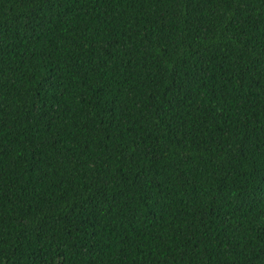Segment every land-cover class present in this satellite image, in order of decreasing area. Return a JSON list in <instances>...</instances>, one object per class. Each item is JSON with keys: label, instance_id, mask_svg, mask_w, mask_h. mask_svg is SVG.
Returning <instances> with one entry per match:
<instances>
[{"label": "trees", "instance_id": "1", "mask_svg": "<svg viewBox=\"0 0 264 264\" xmlns=\"http://www.w3.org/2000/svg\"><path fill=\"white\" fill-rule=\"evenodd\" d=\"M0 264H264V0H0Z\"/></svg>", "mask_w": 264, "mask_h": 264}]
</instances>
